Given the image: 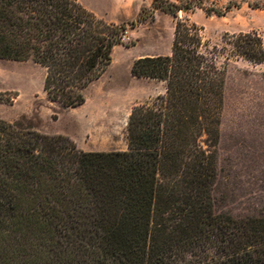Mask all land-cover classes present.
I'll return each instance as SVG.
<instances>
[{
	"label": "trees",
	"instance_id": "obj_1",
	"mask_svg": "<svg viewBox=\"0 0 264 264\" xmlns=\"http://www.w3.org/2000/svg\"><path fill=\"white\" fill-rule=\"evenodd\" d=\"M143 21L108 22L77 0H0V60L30 59L47 99L75 108L126 26ZM221 42L208 49L196 24L176 20L169 55L133 61L131 76L162 82L164 93L131 108L125 151H82L0 119V264H264V213L215 214L211 196L215 58L261 64L264 47L255 32Z\"/></svg>",
	"mask_w": 264,
	"mask_h": 264
},
{
	"label": "rangeland",
	"instance_id": "obj_2",
	"mask_svg": "<svg viewBox=\"0 0 264 264\" xmlns=\"http://www.w3.org/2000/svg\"><path fill=\"white\" fill-rule=\"evenodd\" d=\"M99 18L126 24L103 74L85 91V102L64 108L47 99L44 71L30 59L0 60V119L47 135H64L82 151H125L131 108L164 93L159 81L132 77L141 57L169 55L176 20L200 29L206 48H219L225 34L255 32L264 47V0H158L190 9L176 16L153 8V0H77ZM221 80L214 148L216 177L211 196L215 214L235 219L264 213V61L215 58Z\"/></svg>",
	"mask_w": 264,
	"mask_h": 264
},
{
	"label": "water",
	"instance_id": "obj_3",
	"mask_svg": "<svg viewBox=\"0 0 264 264\" xmlns=\"http://www.w3.org/2000/svg\"><path fill=\"white\" fill-rule=\"evenodd\" d=\"M184 11V10H183Z\"/></svg>",
	"mask_w": 264,
	"mask_h": 264
}]
</instances>
